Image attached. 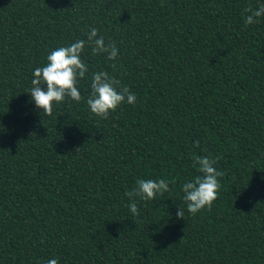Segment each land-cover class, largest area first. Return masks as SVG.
<instances>
[{
	"label": "trees",
	"instance_id": "obj_1",
	"mask_svg": "<svg viewBox=\"0 0 264 264\" xmlns=\"http://www.w3.org/2000/svg\"><path fill=\"white\" fill-rule=\"evenodd\" d=\"M261 4L0 0V264H264V16L245 24ZM93 27L117 59L86 43L83 99L46 116L34 69ZM99 71L136 103L93 114ZM194 155L224 175L211 210L192 215L182 185L200 175ZM138 179L171 191L134 198L133 217L125 192Z\"/></svg>",
	"mask_w": 264,
	"mask_h": 264
},
{
	"label": "clouds",
	"instance_id": "obj_2",
	"mask_svg": "<svg viewBox=\"0 0 264 264\" xmlns=\"http://www.w3.org/2000/svg\"><path fill=\"white\" fill-rule=\"evenodd\" d=\"M250 14L245 18V24L251 25L259 22L264 16V4L257 9L251 7L247 10ZM86 43L92 45V53L95 55H106L108 60H115L118 57V49L114 42H105L103 36L98 35V29L91 28L87 33V41L80 39L70 46L59 47L51 51L47 56V64L37 67L33 71L32 87L29 90L31 98L38 109H42L46 116L53 115L54 104L71 98L80 102L83 97L77 87L78 81L86 77L89 71L88 65L81 59V54ZM44 85L45 87H41ZM91 94L87 98V105L90 111L97 117L107 119L110 112L116 111L123 103H136V95L127 86L106 71L94 72L91 75ZM199 147V142H194ZM218 158L209 156L194 155L192 157L193 167L200 175H197L189 182L182 185L184 193L183 200L186 202L188 213L195 215L201 210H211L217 200L221 183L218 177L224 175L214 165ZM175 181H171L174 183ZM170 181L159 179H138L136 187L126 191L125 196L129 197V208L133 217L140 216V209L134 198L148 201L155 199L158 195L170 192ZM185 211L178 207L177 218L183 219ZM46 264H59L57 259H49Z\"/></svg>",
	"mask_w": 264,
	"mask_h": 264
}]
</instances>
